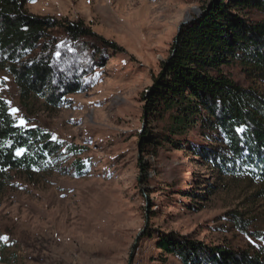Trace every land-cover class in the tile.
<instances>
[{
	"label": "rangeland",
	"instance_id": "obj_1",
	"mask_svg": "<svg viewBox=\"0 0 264 264\" xmlns=\"http://www.w3.org/2000/svg\"><path fill=\"white\" fill-rule=\"evenodd\" d=\"M206 1L27 0L31 14L83 22L117 49L103 52L86 76L88 90L67 96L61 108L35 96L22 102L13 76L0 70V98L10 112L18 110L17 125L39 127L76 151L53 173L8 174L0 195V238H8L0 239V264H182L159 249L171 234L233 250L256 247L264 233V182L217 178L194 153L210 145L197 133L180 138L181 147L139 148L144 128L161 132L144 118L143 95L169 59L181 23L197 18ZM223 70L264 93V83L249 80L238 65Z\"/></svg>",
	"mask_w": 264,
	"mask_h": 264
},
{
	"label": "trees",
	"instance_id": "obj_2",
	"mask_svg": "<svg viewBox=\"0 0 264 264\" xmlns=\"http://www.w3.org/2000/svg\"><path fill=\"white\" fill-rule=\"evenodd\" d=\"M26 7L27 0H0V70L13 76L22 102L35 96L61 108L67 96L88 90L86 76L116 45L83 22L37 16ZM202 11L198 21L182 28L143 95L144 118L148 125L158 122L161 132L144 128L139 148L147 153L152 145L181 147L180 138L197 133L210 145L194 153L217 178L244 175L264 182V93L236 83L223 70L238 65L249 80L264 83V20L250 18L254 12L264 15V0H208ZM20 148L25 152L17 156ZM75 152L39 127L18 126L0 98V195L10 172L53 173L65 154ZM74 167L82 174L81 164ZM256 240V247L233 250L171 234L159 249L182 264H264V233Z\"/></svg>",
	"mask_w": 264,
	"mask_h": 264
},
{
	"label": "snow or ice",
	"instance_id": "obj_3",
	"mask_svg": "<svg viewBox=\"0 0 264 264\" xmlns=\"http://www.w3.org/2000/svg\"><path fill=\"white\" fill-rule=\"evenodd\" d=\"M33 2H34V0H33ZM57 55H59V53H57ZM5 81L7 80V77H5V78H3ZM6 103H9V105H10V102H6ZM17 109L16 108H12L11 109V114L12 115H15L16 113H17ZM25 123V121H23V119H21V124L23 125ZM237 131L238 132H243L244 131V129L243 128H240V129H237ZM25 152V149H23V148H20V149H17L16 150V155L17 156H20L21 154H23ZM0 239H3V240H5V241H7V237H2V238H0Z\"/></svg>",
	"mask_w": 264,
	"mask_h": 264
},
{
	"label": "water",
	"instance_id": "obj_4",
	"mask_svg": "<svg viewBox=\"0 0 264 264\" xmlns=\"http://www.w3.org/2000/svg\"><path fill=\"white\" fill-rule=\"evenodd\" d=\"M203 14L204 13L202 12L199 14V16L197 18H194V19L189 18L188 20L181 23V25L179 26V32H178L177 38L179 37V34H180L183 27H188L191 24L195 23L196 21H198L203 16Z\"/></svg>",
	"mask_w": 264,
	"mask_h": 264
}]
</instances>
